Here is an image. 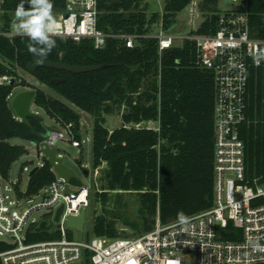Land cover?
<instances>
[{
  "label": "trees",
  "instance_id": "obj_1",
  "mask_svg": "<svg viewBox=\"0 0 264 264\" xmlns=\"http://www.w3.org/2000/svg\"><path fill=\"white\" fill-rule=\"evenodd\" d=\"M194 1L164 0L163 14L150 15L144 0H99L98 28L109 34L145 35L161 21L168 31L178 14ZM20 3L21 0H4L0 5V30L11 27ZM51 3L52 13L65 12L66 0ZM24 6L29 8L26 0ZM199 8L207 17L199 32L215 31L220 12L218 0H201ZM247 8L254 35L264 40V0H247ZM53 38L56 47L45 61L100 68L73 73L41 67L31 72L33 53L29 38L17 36L11 41L0 36V77L10 76L13 80L0 85V178L9 180L14 163L28 154L25 146L12 145L11 139L40 144L50 131L37 111L26 123L12 109L10 97L16 87L23 86L36 91V108L60 125L73 123L79 140L81 115L66 102L93 116V169L106 165L99 179L101 192H97L104 210L110 193L137 194L140 221L125 223L145 233L154 228L158 213L161 222L167 224L210 209L214 202L216 82L213 71L196 64L193 44L184 42L160 52L155 38L142 37L134 48L113 38L104 49H96L89 39L76 42ZM20 71L32 74L57 96L21 78ZM250 74L246 122L240 128V137L246 146V180L254 185L264 184V61ZM54 79L64 81L54 84ZM115 113L121 115L123 124L110 131L105 126L106 115ZM42 163L30 174L25 192L18 185L15 187L18 196H35L56 180L48 159L42 158ZM115 220L96 215L93 235L120 237ZM53 228L46 219L29 241L59 239L60 234ZM69 236L72 238L73 233ZM221 238L238 242L241 230L230 223ZM9 248V244L0 241V253Z\"/></svg>",
  "mask_w": 264,
  "mask_h": 264
},
{
  "label": "built area",
  "instance_id": "obj_2",
  "mask_svg": "<svg viewBox=\"0 0 264 264\" xmlns=\"http://www.w3.org/2000/svg\"><path fill=\"white\" fill-rule=\"evenodd\" d=\"M3 2L0 0V5ZM65 4L64 13H52L56 22L54 37L76 42L89 39L96 49H104L113 38L134 48L142 37L157 39L160 52L180 47L176 44L178 38L165 34L162 25L155 34L105 33L98 28L99 0H66ZM200 27L181 40L182 45L190 42L195 47L196 64L215 75L213 206L167 224L161 222L158 213L154 228L139 235L118 238L93 235L77 240L74 234L70 238L69 233L75 229L69 228L67 221L89 208L88 187L67 193L65 181L55 173L56 180L41 190L42 201L23 205V201H32L34 196H18L19 200L12 203L0 178V234L8 238L4 242L10 246L0 253L2 264H264V251L253 248L257 241L264 246V184L251 185L246 180V146L240 137V128L246 122L250 72L253 67L263 65V61L259 66L254 63L253 53L263 49L264 40L254 35L247 6L244 12L220 11L215 31L200 33ZM0 36L12 41L25 35L11 25L8 30L1 29ZM12 81L10 76L0 77V85ZM61 126L64 131L50 129L43 142L57 147L58 141H69L74 147H81L82 138H77L74 124ZM42 166L41 161L39 167ZM99 170L100 167L95 173ZM60 207L63 210L56 222ZM38 211L46 212L47 221L54 225L53 231L60 234L59 239L29 241L30 235L46 220L34 216ZM230 223L241 230L238 242L221 238Z\"/></svg>",
  "mask_w": 264,
  "mask_h": 264
},
{
  "label": "rangeland",
  "instance_id": "obj_3",
  "mask_svg": "<svg viewBox=\"0 0 264 264\" xmlns=\"http://www.w3.org/2000/svg\"><path fill=\"white\" fill-rule=\"evenodd\" d=\"M148 6V14L158 13L163 14L164 11V0H144ZM201 0H196L190 4L186 9L180 12L177 16L176 23L165 34H169L177 37V46H181L183 41L182 37H185L192 30L197 29L201 26L204 21L205 13L199 8ZM247 0H218L219 11H241L246 10ZM162 22H158L151 27L150 33H159ZM21 77L26 79L29 83H32L52 96H57L46 85L41 84L32 74L21 71ZM33 90L28 87L19 86L13 91L10 97V105L12 107L13 100L15 97L26 91ZM68 106L74 109L81 115L80 130L82 138V146L74 147L69 141H58L57 147L61 150L60 157L63 159L64 164L73 170L76 174V179H72L70 188L72 191H79L82 187L86 186L89 188V208L86 209V219L82 230H71L77 240H86L93 237V219L96 215H104L108 218L113 217L116 219V227L120 232V237L124 236H135L141 234L143 231L135 230L131 225L125 222L135 223L140 221L139 208L141 203L137 194L122 193L117 195L116 193H110L109 201L106 204L104 210L103 202L98 200L97 192H101L100 178L106 165L103 164L100 167L99 173L96 174L92 165V134L94 126V118L89 113L79 110L77 107L69 102H66ZM13 109V108H12ZM32 111H37L39 115L44 119L45 125L50 129H59L64 131V127L59 125L56 119L48 116L43 110L32 105ZM55 120V121H54ZM105 126L109 130H114L122 126L123 122L119 113L106 115ZM150 127H154L153 123L148 124ZM12 145H22L28 150V154L24 155L21 159L14 163L10 172V179L3 180L2 186L4 192L12 203H16L18 199L17 192L13 185L17 184L22 192H25L28 186L31 172L40 166L42 158H39L37 151V144L31 141H27L21 138H14L9 141ZM26 165V170H22L23 166ZM86 172H89L88 174ZM44 191L35 195L32 201H23V205L38 204L42 201ZM38 219H47L45 211H38L34 215ZM0 240L6 241L8 238L0 234ZM191 263L193 257L190 258Z\"/></svg>",
  "mask_w": 264,
  "mask_h": 264
},
{
  "label": "water",
  "instance_id": "obj_4",
  "mask_svg": "<svg viewBox=\"0 0 264 264\" xmlns=\"http://www.w3.org/2000/svg\"><path fill=\"white\" fill-rule=\"evenodd\" d=\"M264 24V22H263ZM33 57V65L31 67V72H35L37 69L41 67L46 68H54L58 70L73 72V73H84L95 71L100 68V66H78V65H69L62 62H54V61H45L42 63L38 62L39 58L36 54H32ZM63 79H54L52 82L54 84L62 83ZM36 96L35 90H26L20 94H18L12 103V108L16 113L17 117L23 121L28 122L29 118L33 115L32 105L34 103V98ZM37 151L39 158H47L50 166L53 168L54 172L62 178L66 183V192H73L70 188V183L72 179H76V174L73 170L67 167L63 159L60 157V149L56 146H49L46 142L37 145ZM37 170L34 169L31 174H33ZM87 174L89 172H86ZM63 207H60L56 213L55 221L57 222L62 213ZM86 218V211L83 210L79 216H72L67 221V226L69 228H73L77 231H80L84 227Z\"/></svg>",
  "mask_w": 264,
  "mask_h": 264
},
{
  "label": "clouds",
  "instance_id": "obj_5",
  "mask_svg": "<svg viewBox=\"0 0 264 264\" xmlns=\"http://www.w3.org/2000/svg\"><path fill=\"white\" fill-rule=\"evenodd\" d=\"M29 8L26 9L25 0L15 10V18L12 27L16 32L21 33L29 38V50L39 58L38 62L42 63L44 59L56 47V41L53 38L55 33L56 22L52 15L53 4L51 0H26ZM241 19H243L241 17ZM253 61L259 66L264 61V50L253 53ZM254 250L264 251L258 241L253 245Z\"/></svg>",
  "mask_w": 264,
  "mask_h": 264
},
{
  "label": "crops",
  "instance_id": "obj_6",
  "mask_svg": "<svg viewBox=\"0 0 264 264\" xmlns=\"http://www.w3.org/2000/svg\"><path fill=\"white\" fill-rule=\"evenodd\" d=\"M55 121V120H54ZM110 131H112V130H110Z\"/></svg>",
  "mask_w": 264,
  "mask_h": 264
}]
</instances>
